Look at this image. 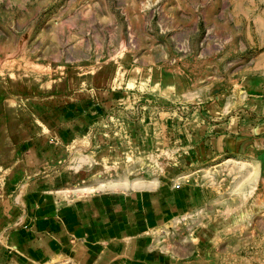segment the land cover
<instances>
[{
	"label": "rangeland",
	"instance_id": "rangeland-1",
	"mask_svg": "<svg viewBox=\"0 0 264 264\" xmlns=\"http://www.w3.org/2000/svg\"><path fill=\"white\" fill-rule=\"evenodd\" d=\"M103 71L105 112L60 142L63 189L190 182L196 204L157 250L264 264V0H0V204L21 187L24 144L58 139L56 111ZM90 155L103 164L77 167Z\"/></svg>",
	"mask_w": 264,
	"mask_h": 264
},
{
	"label": "crops",
	"instance_id": "crops-1",
	"mask_svg": "<svg viewBox=\"0 0 264 264\" xmlns=\"http://www.w3.org/2000/svg\"><path fill=\"white\" fill-rule=\"evenodd\" d=\"M95 83L96 88L83 92L78 87L82 96H66L56 111L64 121L56 131L58 139L24 144L26 172L21 187L0 204V264H172L156 242L168 224L193 209L200 188L190 182L172 184L171 178L162 182L147 172L150 177L132 184L127 180L125 186L100 181L71 193L63 188L73 175L54 170L60 142L85 126L80 122L89 125L105 112L101 97L111 82L103 71ZM260 95L264 96V81ZM256 107L264 112L260 100ZM255 126L262 139L264 122ZM251 137L239 140L244 146ZM96 162L103 164V159L84 156L77 167L89 169Z\"/></svg>",
	"mask_w": 264,
	"mask_h": 264
}]
</instances>
